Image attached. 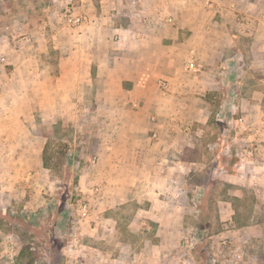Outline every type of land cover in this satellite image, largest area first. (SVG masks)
<instances>
[{"label":"crops","instance_id":"1","mask_svg":"<svg viewBox=\"0 0 264 264\" xmlns=\"http://www.w3.org/2000/svg\"><path fill=\"white\" fill-rule=\"evenodd\" d=\"M113 4L115 13L110 11ZM78 11L85 14L86 23L55 32V73L38 72V89L42 88L38 109L45 105V83L51 82L56 120L68 115L83 127L85 121L89 152L78 188L92 193V205L115 210L131 195L152 194L144 212L159 225L154 235L158 244L151 246L153 262L169 260L171 251L163 241L179 235L175 226L184 219L183 204L172 199L179 189L171 177L196 165L188 158L190 141L181 127L208 124L207 92L225 98L238 88L246 120L239 132L244 136L239 141L235 132L230 140L253 147L254 154L242 160L239 152L229 161L224 152L230 146L220 143L213 166L224 182L250 188L254 207L264 209V0H102L99 11L90 6ZM11 51L7 49L0 61L13 58ZM19 52L17 59L34 56L31 50ZM190 52L197 64L191 75L183 70ZM18 68L8 75H16ZM12 80L16 79L11 77L6 84ZM12 108L6 104L0 110V117L7 118L0 122V191L8 192L4 194L9 198L22 186L35 190L40 186L36 181L45 184L42 174L48 171L42 162L45 141L29 135L28 120L11 119ZM94 186L99 189L96 193ZM230 214L229 221L234 222L233 209ZM263 214L254 212L247 224L231 232L246 243L252 257H260L264 250ZM105 220L116 224L115 218ZM219 236L226 238L224 233ZM81 254L91 256L88 251Z\"/></svg>","mask_w":264,"mask_h":264},{"label":"rangeland","instance_id":"2","mask_svg":"<svg viewBox=\"0 0 264 264\" xmlns=\"http://www.w3.org/2000/svg\"><path fill=\"white\" fill-rule=\"evenodd\" d=\"M101 5L102 0L84 3L79 0H0V57L9 48L14 56L7 62L0 61V110L7 104L15 111L11 119L28 120L29 135L41 136L40 141L47 144V156L51 159L50 169L42 174L45 184L36 181L43 189L22 186L10 198L6 196L8 192L4 190L5 195L0 191V213L19 222L0 229V264H156L151 246L158 244L154 235L159 225L150 222L144 212L151 203L149 198L154 196L146 194L137 198L131 195L115 210L95 208L90 201L92 193L84 194L78 188L86 161L84 157L89 152L86 135L90 131L85 121H82L83 127L76 126L68 115L56 120L51 82L45 83V105L42 110L38 109V99L42 100V95L38 96L42 89H38V72L42 70L52 76L56 70L55 32L57 29L75 30L60 18L64 7H72L79 13L81 6L99 11ZM103 5L110 7L107 3ZM115 7L113 4L110 11L115 13ZM19 49L31 50L33 58L17 59ZM17 67L16 75H8L14 74ZM11 77L16 80H12L11 85L6 84ZM231 91L238 94L235 101L239 109L237 114L246 121L240 107L239 89ZM212 100L210 111H216L217 115L220 106L228 103L229 94L225 98L214 95ZM261 105L264 117V97ZM3 112L6 116L11 115L9 111ZM216 115L204 127L194 124L189 126V133H182L190 141L188 149L192 155L188 158L196 165L185 174L175 173L171 177L179 189L172 199L183 204L184 219L175 226L179 235L164 239L171 254L169 260L161 264H233L234 254L241 255L242 261L240 259L238 264H264V250L260 257H252L245 248L246 243L231 235L236 227L247 224L254 212L262 215L264 209L254 207L255 198L250 188L230 185L214 170L213 158L220 151V143L229 144L224 152L229 161L245 147L239 142L244 136V132H240L244 130L239 127L229 129L223 121L216 119ZM235 132H238L239 141L232 143L230 138L236 136ZM23 183L29 184V181ZM83 200L89 204L88 215L81 218L75 212L71 215L69 206ZM232 209L234 222L229 221ZM28 215H33V221L22 222ZM92 215L99 217L94 219ZM109 218H115L116 224L105 220ZM220 233L227 238L228 250L219 245ZM74 238L76 247L72 246ZM87 251L91 256H82L81 253Z\"/></svg>","mask_w":264,"mask_h":264},{"label":"built area","instance_id":"3","mask_svg":"<svg viewBox=\"0 0 264 264\" xmlns=\"http://www.w3.org/2000/svg\"><path fill=\"white\" fill-rule=\"evenodd\" d=\"M81 3H84L86 0H79ZM96 1H101V0H96ZM60 18L63 20V22L68 25L69 27L73 28V29H77L79 28L81 25H83L84 23L87 22V18L85 15L81 14V13H77L75 12L74 8L72 7H68L65 6L63 11L60 14ZM183 70L186 74H194L197 71V64H196V59L195 56L193 55L192 52H190L189 56L186 58L184 64H183ZM161 87L165 88L166 87V83L161 82ZM237 97L238 94L234 91H231L229 93V100L228 103H226L225 105H222V107L220 108L219 113L216 115V119L219 121H223L224 124L226 125V127H228L229 129H234L235 127H239L240 129L245 128V121L243 119L242 116H238L237 112H238V106L237 104H235V101H237ZM224 116H223V114ZM155 118L152 117L151 121L155 122ZM181 129L185 132V133H189L190 132V127L184 126L181 127ZM151 137L153 139L157 138V133L153 132ZM254 154V148L251 146H245L240 154V159L245 160L248 159L250 160L253 157ZM98 187H93V192L96 193L98 192ZM70 207V212L71 215H73V213L75 212V214L78 217H85L88 215L89 212V204L86 200L80 201L76 204H71ZM71 222L73 223V219L71 220ZM72 246L76 247V239L74 238L72 241ZM219 245L222 248H226L228 250V241L227 238H221ZM235 255V254H234ZM234 255L232 256V258L234 257ZM216 256V255H214ZM224 258V256H222ZM234 263L233 264H238L240 261V257H238L237 255H235L234 257ZM225 261V260H224ZM221 263V262H220ZM75 264H83L82 262H76Z\"/></svg>","mask_w":264,"mask_h":264},{"label":"trees","instance_id":"4","mask_svg":"<svg viewBox=\"0 0 264 264\" xmlns=\"http://www.w3.org/2000/svg\"><path fill=\"white\" fill-rule=\"evenodd\" d=\"M217 95L216 93H212V92H207L205 95V100L212 106L214 101L212 100L213 96ZM217 109V108H216ZM216 115V111L211 112V119H213ZM50 157L47 156V144L45 145L44 149H43V154H42V162H43V167L45 169H50ZM77 181L75 180L74 183H76ZM26 214V213H23ZM25 215H23L24 217ZM27 216V215H26ZM33 215H28V218H22V222H25L26 220H28L29 222H32L33 220ZM19 222L17 221H13L12 218H7L4 215H2L0 213V229L5 228L11 224H18ZM203 231V230H202ZM29 249V248H28ZM27 249H24V251ZM21 255H23V253H21Z\"/></svg>","mask_w":264,"mask_h":264}]
</instances>
